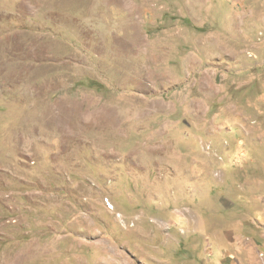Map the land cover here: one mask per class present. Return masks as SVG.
Listing matches in <instances>:
<instances>
[{"label":"rangeland","instance_id":"374dc122","mask_svg":"<svg viewBox=\"0 0 264 264\" xmlns=\"http://www.w3.org/2000/svg\"><path fill=\"white\" fill-rule=\"evenodd\" d=\"M0 264H264V0H0Z\"/></svg>","mask_w":264,"mask_h":264},{"label":"trees","instance_id":"16d2710c","mask_svg":"<svg viewBox=\"0 0 264 264\" xmlns=\"http://www.w3.org/2000/svg\"><path fill=\"white\" fill-rule=\"evenodd\" d=\"M93 84V86L92 85H90L91 87H98V89L101 87L99 84H95V83H92Z\"/></svg>","mask_w":264,"mask_h":264}]
</instances>
